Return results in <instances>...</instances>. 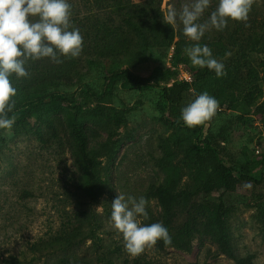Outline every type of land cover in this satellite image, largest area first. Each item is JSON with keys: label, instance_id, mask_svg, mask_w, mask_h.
I'll return each mask as SVG.
<instances>
[{"label": "rangeland", "instance_id": "374dc122", "mask_svg": "<svg viewBox=\"0 0 264 264\" xmlns=\"http://www.w3.org/2000/svg\"><path fill=\"white\" fill-rule=\"evenodd\" d=\"M131 1L147 25L155 16L164 22L168 8L179 11L191 2ZM68 2L71 24L83 36L80 56L29 61L28 77H12L13 99L17 105L30 94L56 91L80 109L75 115L71 104L48 101L28 120L0 129V264L12 257L11 264H238L202 230L218 194L203 187L206 174L195 160L201 140L216 147L236 177L224 220L234 254L240 264H264V0H255L246 22L229 20L223 31H207L199 42L166 35L150 22L142 34H129L109 23L122 25L123 15L113 8ZM217 3L212 0L200 22ZM177 28L182 24L173 32ZM195 43L210 47L225 75L192 65L185 49ZM120 69L147 76L150 84L119 81L107 91V73ZM174 82L187 87L178 103H162L161 109L159 91ZM85 88L97 96L79 94ZM204 91L219 109L196 132L183 123L181 109ZM74 116L97 152L95 169L73 164ZM116 195L148 200L144 224L160 222L175 234L190 217L195 230L133 257L111 227Z\"/></svg>", "mask_w": 264, "mask_h": 264}, {"label": "clouds", "instance_id": "9594fccd", "mask_svg": "<svg viewBox=\"0 0 264 264\" xmlns=\"http://www.w3.org/2000/svg\"><path fill=\"white\" fill-rule=\"evenodd\" d=\"M211 2L191 0L179 11L170 7L164 22L175 28L179 21L184 35L199 42L207 31H223L229 20L246 22L255 0H218L209 18L199 22ZM71 16L72 5L68 0H0V129L10 130L15 123V116H9L15 108L13 98L17 94L12 77H28L29 61L49 58L60 63L61 56H80L83 36L71 24ZM185 52L193 66L206 67L217 77L226 74L224 64L214 58L209 46L195 43ZM218 109L219 101L204 91L181 109V119L189 128L199 126L210 121ZM147 207L144 196L116 195L111 204V227L122 234L124 249L133 257L154 247L158 241H163L165 246L172 243L162 223H142L140 217L148 219Z\"/></svg>", "mask_w": 264, "mask_h": 264}, {"label": "trees", "instance_id": "16d2710c", "mask_svg": "<svg viewBox=\"0 0 264 264\" xmlns=\"http://www.w3.org/2000/svg\"><path fill=\"white\" fill-rule=\"evenodd\" d=\"M88 1V0H87ZM94 3L100 5H106L113 8V11L118 13V15H123L121 20L122 25H114L113 20H109V23L113 25V28L123 27L124 32L136 34H142L146 29L149 28L150 23L153 24V28L156 29V23L161 25L166 35L176 36L179 39L185 37L183 33V28H177L173 32L171 25L161 22L157 16L154 17L152 21L147 23L140 17L136 16L135 9L137 8L131 0H91ZM87 16L82 15V18ZM74 20V19H72ZM179 22V21H178ZM177 22V24H178ZM200 22V21H199ZM180 24V23H179ZM110 30V29H109ZM107 84L105 89L107 91L112 90L115 83L119 81H126L134 87H142L150 84V78L147 76H141L138 74H133L127 69L114 70L107 73L106 76ZM186 82H174L169 86H163L160 91V100L158 106L162 109L164 104L178 103L181 99L182 92L186 89ZM79 94H83L84 97L97 96L89 88H85L80 91ZM51 102H64L72 105L75 111V115L80 109V106L76 100H70L68 96L60 94L56 91H50L39 94H30L24 98V100L15 105V108L9 116H15V123L24 122L28 120L33 113H35L40 106L44 103ZM194 130L197 132V128ZM72 135L74 137V143L71 148V156L74 166L83 167L86 163L90 164V167L95 169L98 162L96 160V150L89 146L88 136L85 131L80 127L76 120V116L73 117L72 125ZM201 145H198L195 151V160L200 169H202L206 174V179L203 183V187L208 193H217L218 202L215 205L213 216L207 219L202 226V230L205 234L209 235L211 239L216 244L217 249L226 254L227 256L234 259L238 264L240 260L233 252V248L230 245L224 230V220L228 205L232 203L230 200L231 195L236 191L235 184L236 177L233 174V170L230 166H226L222 159L219 157L218 151L215 146L206 140L200 141ZM243 179H248L247 175H241ZM100 193V189H97L95 195ZM191 213L189 212L188 215ZM168 231L170 228L165 226ZM175 234H170L172 237V243L177 239L189 236L195 230V227L191 224L190 217L186 218L177 227H175ZM5 259L6 264H11L12 261L16 260Z\"/></svg>", "mask_w": 264, "mask_h": 264}]
</instances>
